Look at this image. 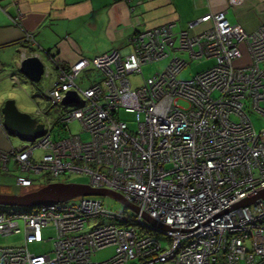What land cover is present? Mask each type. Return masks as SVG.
Returning <instances> with one entry per match:
<instances>
[{
  "label": "built area",
  "instance_id": "obj_1",
  "mask_svg": "<svg viewBox=\"0 0 264 264\" xmlns=\"http://www.w3.org/2000/svg\"><path fill=\"white\" fill-rule=\"evenodd\" d=\"M202 24L209 25L194 33ZM129 45L126 56L112 51L57 67L44 94L52 106L69 108L59 122L76 121L88 140L79 134L54 139L53 122H38L43 113L37 111L32 117L42 135L28 146L0 150V173L17 171L15 184L24 189L33 186L31 175L85 174L91 188L120 194L170 228H192L264 188V127L256 132L250 118L255 113L264 120V25L246 33L225 12L208 13L183 30L169 23L136 31ZM242 48L248 62L237 64ZM175 51L188 58L173 57L163 72L132 86L130 75L142 76L143 65ZM201 59L214 64L178 79L190 61ZM89 68L100 80L80 88L76 80ZM68 91L76 102H62ZM121 112L134 114L135 132ZM105 197L1 210L0 236L23 237L19 246H0V264H264V198L182 232L152 226L132 209L111 211ZM46 228L53 234L44 236ZM47 242L46 254L27 249ZM107 247H114L110 258L92 260Z\"/></svg>",
  "mask_w": 264,
  "mask_h": 264
},
{
  "label": "crops",
  "instance_id": "obj_2",
  "mask_svg": "<svg viewBox=\"0 0 264 264\" xmlns=\"http://www.w3.org/2000/svg\"><path fill=\"white\" fill-rule=\"evenodd\" d=\"M218 12H225L228 22L246 33L264 25V0H0V102L9 96L6 92L12 77L21 84L17 67L22 55L40 61L43 72H48L50 87L57 67L67 69L80 59L112 51L126 56L129 38L136 31L169 23L175 24V30H183L190 21ZM208 25H199L193 32ZM26 35L32 41H26ZM247 62L242 48L237 64ZM43 72L40 80L45 78ZM99 80L98 74L90 83ZM9 136L1 120L0 150L15 148Z\"/></svg>",
  "mask_w": 264,
  "mask_h": 264
},
{
  "label": "rangeland",
  "instance_id": "obj_3",
  "mask_svg": "<svg viewBox=\"0 0 264 264\" xmlns=\"http://www.w3.org/2000/svg\"><path fill=\"white\" fill-rule=\"evenodd\" d=\"M173 57H179L182 59H187L188 55L185 52H171L170 56L164 60L154 62L151 64L143 65L141 68V74L144 78L151 77L156 73L163 72L169 64V61ZM41 60L47 68L49 64L47 60L41 55ZM91 60V59H90ZM214 64L213 60H192L189 64L178 74V79H189L196 73L203 71ZM98 73L95 70H92L88 73H83L80 78H78L77 83L80 88L88 87L93 79H97ZM138 75H130L129 80L133 87L137 86L142 77ZM21 84L19 86L11 82L8 91L6 92L7 97L3 98L1 104L7 100H13L18 111L26 113L30 116L35 117L37 111H41L43 114L40 117H37L38 122H45L46 120L53 122V132L52 137L54 139H61L68 135L79 134L83 140H88L89 135L85 132H82L79 124L76 121L69 122L67 124L60 123L58 118L69 108H64L62 106H52V104L45 98L44 94L49 89V79L42 78L40 82L33 84L27 78L19 75ZM48 88V89H47ZM0 104V105H1ZM122 120H124L129 127L131 132L136 131V123L134 114L123 113L120 114ZM250 118L254 129L256 132H259L264 127V120L260 118L257 114L251 113ZM11 139V145L15 148L25 147L29 144L25 141H22L19 137L9 136ZM39 153V150L35 151ZM17 174V171H11L6 174H0V193L5 194H20L28 191H34L39 189L42 186L51 183H74V184H84L88 185L89 177L85 174H74L61 176L58 178H48L45 176H33L30 178L33 180V186L27 189L16 186L14 176ZM105 205L111 211H118L124 209V205L120 203L113 197L106 196L104 198ZM31 208L28 207H6L0 206V211H27ZM131 214V210H127ZM44 236L53 234L51 228H46L43 231ZM22 235H10V236H0V246H19L22 243ZM162 237V236H159ZM166 245V242H164ZM27 249L30 253L34 254H46L52 249V242H47L44 244H29ZM114 253V247H107L100 251H97L92 254L91 258L93 261H104L110 258Z\"/></svg>",
  "mask_w": 264,
  "mask_h": 264
},
{
  "label": "water",
  "instance_id": "obj_4",
  "mask_svg": "<svg viewBox=\"0 0 264 264\" xmlns=\"http://www.w3.org/2000/svg\"><path fill=\"white\" fill-rule=\"evenodd\" d=\"M18 73L26 77L30 82H39L43 66L36 57L24 59L20 62ZM77 95L74 91H68L63 98L64 104L76 102ZM0 114L2 116V124L9 135L19 137L22 141L33 142L37 137L43 133V126L38 123L35 118L26 113L17 110L13 100H7L0 107ZM79 196H110L118 200L125 208L132 209L140 216L146 219L152 226H156L163 230H177L187 232L196 227L210 221L211 219L226 213L231 209L239 206H248L258 198H264V188L236 201L228 207L222 209L216 214L212 215L202 223L192 228H170L152 219L139 207L129 203L120 194L104 188H91L89 185L74 184V183H51L40 187L34 191H29L20 194H5L0 193V206L6 207H28L35 208L40 205L56 202H65L69 199Z\"/></svg>",
  "mask_w": 264,
  "mask_h": 264
},
{
  "label": "trees",
  "instance_id": "obj_5",
  "mask_svg": "<svg viewBox=\"0 0 264 264\" xmlns=\"http://www.w3.org/2000/svg\"><path fill=\"white\" fill-rule=\"evenodd\" d=\"M11 171H14V170H10L9 172H11ZM6 173H8V172H3V173H0V174H6ZM16 176V175H15ZM14 176V177H15ZM36 208V207H35Z\"/></svg>",
  "mask_w": 264,
  "mask_h": 264
},
{
  "label": "clouds",
  "instance_id": "obj_6",
  "mask_svg": "<svg viewBox=\"0 0 264 264\" xmlns=\"http://www.w3.org/2000/svg\"><path fill=\"white\" fill-rule=\"evenodd\" d=\"M32 117V116H31ZM29 192V191H28Z\"/></svg>",
  "mask_w": 264,
  "mask_h": 264
}]
</instances>
